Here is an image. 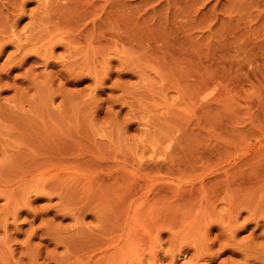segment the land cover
I'll use <instances>...</instances> for the list:
<instances>
[{
	"label": "rangeland",
	"instance_id": "obj_1",
	"mask_svg": "<svg viewBox=\"0 0 264 264\" xmlns=\"http://www.w3.org/2000/svg\"><path fill=\"white\" fill-rule=\"evenodd\" d=\"M0 144V264H264V0H0Z\"/></svg>",
	"mask_w": 264,
	"mask_h": 264
},
{
	"label": "bare ground",
	"instance_id": "obj_2",
	"mask_svg": "<svg viewBox=\"0 0 264 264\" xmlns=\"http://www.w3.org/2000/svg\"><path fill=\"white\" fill-rule=\"evenodd\" d=\"M20 47V46H19ZM21 48V47H20ZM20 50V49H19ZM1 145V144H0ZM1 147V146H0ZM6 162V161H5ZM41 168H39V170H40ZM43 170H44V168H42ZM45 169H46V167H45ZM38 170V169H37ZM41 171V170H40ZM45 171V170H44ZM22 172V171H21ZM38 172V171H37ZM23 175V174H22ZM35 176H37V175H35ZM41 177H40V175H38V178L37 179H39L40 180V183L42 182L43 183V181H41V179L43 180V178L44 177H42L41 179H40ZM35 179V178H34ZM37 179H35V181L37 180ZM32 182V181H31ZM37 183H39L38 181H36ZM36 183V184H37ZM33 185V184H32ZM41 185V184H40ZM33 187V186H32ZM46 187V186H45ZM30 188V187H29ZM33 189H37V188H35V187H33ZM30 190V189H29ZM37 190H39V189H37ZM31 192V191H30ZM33 192V191H32Z\"/></svg>",
	"mask_w": 264,
	"mask_h": 264
}]
</instances>
